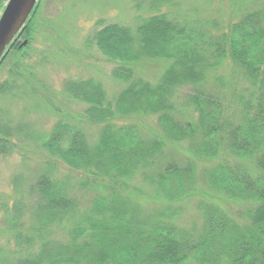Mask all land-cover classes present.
I'll use <instances>...</instances> for the list:
<instances>
[{
	"label": "trees",
	"instance_id": "obj_1",
	"mask_svg": "<svg viewBox=\"0 0 264 264\" xmlns=\"http://www.w3.org/2000/svg\"><path fill=\"white\" fill-rule=\"evenodd\" d=\"M239 2L245 9L233 11L213 34L155 7L134 33L118 22L96 21L93 44L124 88L109 100L94 79L66 81L65 97L84 105L80 118L98 132L89 146L86 132L59 119L48 134L35 137L37 156H47L33 183L35 220L14 236L17 246L38 250L17 264H264V0ZM37 7L19 36L28 42L22 46L18 38L0 68L10 61L20 72ZM150 60L164 62L154 82L134 75V66ZM227 60L255 89L229 116L218 96L200 86ZM181 86L191 92L178 109L174 92ZM151 117L157 127L146 129L142 118ZM184 141L188 148L176 158L172 149ZM13 146L0 129V154ZM58 162L87 190L84 210L74 212L62 181L54 180ZM202 163L209 167L202 171ZM128 197L152 198L156 215L135 216ZM193 200L200 229L186 236L172 218ZM232 205L240 208L233 214ZM57 219L61 240L52 235ZM15 222L2 231L10 235ZM11 257L19 255L8 254L3 263Z\"/></svg>",
	"mask_w": 264,
	"mask_h": 264
},
{
	"label": "rangeland",
	"instance_id": "obj_2",
	"mask_svg": "<svg viewBox=\"0 0 264 264\" xmlns=\"http://www.w3.org/2000/svg\"><path fill=\"white\" fill-rule=\"evenodd\" d=\"M6 1L0 2V14ZM239 3V0H38L37 13L32 16L33 25L27 31L31 41L19 64L20 72L25 77H19L20 72L12 67L10 61L4 62L0 68V129L8 133L14 145L7 153L0 154V204L9 206L5 211L0 206V264H17V260L26 252L38 250H32L26 243L17 246L14 236L15 231L28 229L35 220V203L39 195L33 183L43 167L42 162L47 160L44 153L37 156L39 150L34 143L35 137L42 133L48 134L59 119H66L70 126H79L86 132L89 146H92L91 135L95 136L98 132L97 127L80 118L84 105L65 97L66 81L94 79L100 82L109 100L117 98L124 88V84L112 76L113 64L93 44L96 21L103 19L105 22H118L134 33L139 20L150 14L155 7L167 11L174 20H190L194 27L213 34L221 29L226 19L230 16L234 18L233 11L245 9ZM24 40L28 42V38ZM18 41L22 43L23 38ZM163 64L161 60L138 64L134 66V75L154 82ZM234 69L227 60L212 72L208 71L200 85L206 93L218 96L226 116L237 113L239 101L242 98L249 100L250 91L255 90L240 71ZM190 92L189 86L175 90L174 99L178 109H181ZM142 119L146 129L157 127L152 117ZM142 133L145 134L146 130ZM180 145L172 149L176 158H179L176 154H183L182 147L188 148L189 143L184 141ZM207 167L208 164L202 163V171ZM64 169L59 162L54 163V180L62 181V189L66 190L76 206L74 212L84 210L88 206L87 190L79 186L78 178L69 177ZM200 179L202 189H205L204 176H199ZM204 198L206 196L202 194ZM149 199L138 197L135 200L128 197L126 206L136 211L135 216L152 219L158 205L152 198ZM194 203V200L187 203L181 213L172 218L186 236L200 229ZM231 207L232 214L240 209L239 205ZM10 221L17 223L8 235L2 229ZM52 229L56 231L52 232L54 239L61 240L63 229L58 219ZM9 237L11 240L7 243ZM8 254H17L19 257H11L3 263Z\"/></svg>",
	"mask_w": 264,
	"mask_h": 264
},
{
	"label": "water",
	"instance_id": "obj_3",
	"mask_svg": "<svg viewBox=\"0 0 264 264\" xmlns=\"http://www.w3.org/2000/svg\"><path fill=\"white\" fill-rule=\"evenodd\" d=\"M38 0H7L0 14V62L19 38ZM23 40L21 45H25Z\"/></svg>",
	"mask_w": 264,
	"mask_h": 264
}]
</instances>
